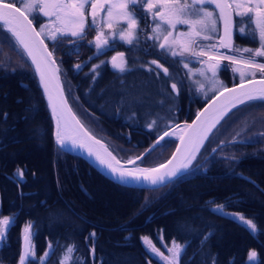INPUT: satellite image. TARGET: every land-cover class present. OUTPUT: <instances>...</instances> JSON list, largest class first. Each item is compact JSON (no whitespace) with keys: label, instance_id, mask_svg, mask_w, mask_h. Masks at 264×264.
<instances>
[{"label":"trees","instance_id":"1","mask_svg":"<svg viewBox=\"0 0 264 264\" xmlns=\"http://www.w3.org/2000/svg\"><path fill=\"white\" fill-rule=\"evenodd\" d=\"M1 51L16 62L0 63V219L11 221L0 243V264H19L20 239L29 222L35 252L27 258L31 264H41L49 245L44 264H60L68 245L76 250L67 264H79L80 259L84 264H156L142 237H149L160 251L175 240L182 246L179 264H213V257L215 264H264V101L233 109L212 130L186 173L158 188L126 187L55 146L32 68L2 27ZM65 53L62 48L61 61L57 54L53 59L67 102L112 153L101 135L138 155L163 131L189 121L218 90L200 95L174 59L156 58L169 69L167 74L156 67L143 72L137 62L114 72L100 55L77 68L76 59H65ZM218 77L224 86L237 81L226 70ZM68 90L87 110L96 132L84 124ZM158 148L150 153L158 158L148 160V166L163 162L172 150L170 144L162 155ZM218 206H224L223 212ZM241 216L252 220L258 231L252 233ZM251 251L257 256L247 261Z\"/></svg>","mask_w":264,"mask_h":264},{"label":"snow or ice","instance_id":"2","mask_svg":"<svg viewBox=\"0 0 264 264\" xmlns=\"http://www.w3.org/2000/svg\"><path fill=\"white\" fill-rule=\"evenodd\" d=\"M141 0H120L119 3L114 2V0H24L23 5L18 7L14 0H0V27H6L7 31L16 38V41L21 45L24 51L29 57H31L32 64L35 66V72L40 77V82L44 88L45 94L48 96L49 105L52 108L53 117L57 115V105L53 103V96L51 90V81H59V76L55 75L59 69H53V75L49 78L46 75V70L52 65L56 64L53 59V51H49L48 46L45 44L42 35L45 32L46 26H42L40 31H36L32 27L35 20L34 15H30L35 12H40L44 16L51 17L55 16L54 21L50 20L49 23L53 25H59L54 27L49 33L48 38L51 40H57V33L60 36L70 35L77 39H83L86 28L90 29L92 25L86 24L85 18V5L91 4L93 17L92 24L96 22V17L98 11L104 10L105 5H107V16L102 18V23L106 24L109 28L114 27L112 20L114 18L113 9H120L116 13L115 18L124 19L127 21V29H119L120 39L128 44H132L133 40L136 38L135 28L137 26V19L133 15V10L129 8V5H137ZM207 5H215V9L219 10V19L224 23V36L219 37V46L222 48H228L230 51H238L243 53H251L247 58L237 57L235 55H225L217 52L211 51V49L216 48V45L207 46L208 51L201 48L199 53H196L191 45L196 42L195 38H201L203 40L213 39L211 33L217 31V17L214 15V10L207 8ZM252 5V6H249ZM198 6V7H197ZM264 0H149L147 4V9L152 12L154 8H159L158 11L153 12V19L159 18L160 23L156 24L153 28V32L157 34L156 37H149V39L158 38L160 34L165 32L162 25L167 24L169 28L176 29L177 25L187 24L188 30L186 32H179L177 37H173L171 31H167L164 35V41L167 43L169 37H173L171 44H179L181 51L177 52L172 50V55H182L185 51H192L194 55H207L209 60H216L215 64H208L207 70L211 72L212 79L211 83L213 88L212 91H216V86H219L220 95L228 93L229 95L225 98L223 104L213 103L209 107L205 108L203 112L197 113L196 120L193 124L186 125V128L191 130V135L185 140L184 136H180L179 139L181 144L186 145L184 149V162L178 168H173L168 170V165H171L174 160L177 159V154L181 153V148L178 146L176 152L173 153L171 159L166 163H161L156 167H131L125 168L123 165L126 163L128 165H136L137 161H143L145 157L150 154L157 145H160L161 141L169 135L167 131L163 135L159 136L156 143L152 147L145 150V153L140 156L130 157L127 161L122 162L114 155L111 151L105 149L107 156L110 158L108 160L97 155L96 159L103 166L108 167L111 172L115 175L119 173V179L124 182L126 179L130 178L135 181H140L141 179L147 182L149 185L155 186L158 184H163L165 178L169 180L176 176L181 169L187 170L189 165L195 159L196 154L199 152L204 141L209 138V134L214 128L232 111V109L237 108L238 105H244L247 101L261 100L264 101V62H257L255 57H264ZM243 9V11H241ZM235 12L236 16H248V19L244 23L248 24L249 29H251L252 23L255 24V29L251 30L248 34L255 36L256 33L259 35L260 46L255 49L244 48L234 49L232 44V13ZM249 13H254L253 16H249ZM245 30L241 29L243 33ZM184 38V39H181ZM166 43H161L160 47L163 49ZM108 44V40L102 39V33H98L96 36V48L100 51L105 45ZM39 54V58H38ZM123 53H118L121 57V64H116L117 57L112 58L113 67L120 68L123 71ZM227 60L233 65H239L240 67H234L232 71L240 73L241 83L238 86L239 91L236 87L228 88L223 85V83L217 79V72L221 70L220 61ZM152 63H156L153 61ZM77 68L80 65L76 66ZM157 67H160L158 64ZM185 67H188L185 64ZM242 69H255L259 70L262 74V78L259 81L255 80H245V71ZM191 71V69H190ZM167 72V69H165ZM201 76H205V71L203 69L199 70ZM205 79H208L205 76ZM259 83L260 88L249 89L246 87L248 84ZM202 87V85H201ZM173 89H176V85L173 84ZM61 97H63V92L61 90ZM62 107L71 113V109L68 108V103L66 99L60 101ZM6 115V114H5ZM72 119L77 125L80 121L76 119L75 115H72ZM155 123V121L153 122ZM195 125V127H193ZM152 125H149L151 128ZM81 131L83 128L81 127ZM84 135L92 140L87 132ZM173 135L175 133L173 132ZM65 135L61 129L60 120H57V132H56V143L61 147L65 144ZM99 144V140L94 141ZM73 146H76V141L73 140ZM81 147L84 145L81 144ZM215 151V149H213ZM89 155H93L91 149H89ZM119 166V167H118ZM163 170V171H162ZM20 177H23V171L18 169ZM224 206H218V210L223 212ZM240 219L251 229L252 233H256L258 228L252 220L246 219L241 216ZM10 218L4 217L0 219V239H3L6 235V231L10 226ZM32 228L31 222H29L24 228V240L26 242V248L20 256V264H31L27 258L31 255L34 257V244L32 243V233L30 229ZM91 236H95L92 233ZM144 243L150 248V250L161 259L165 261V264H179L180 255L182 252V246L176 243L175 240L172 241V247L168 249L171 256H163L158 248L153 244L149 237L141 238ZM161 239L163 236L161 235ZM207 239V237L205 238ZM51 248V245H49ZM75 246L68 245L64 258L61 260L60 264H67L68 261L72 260L71 253L74 252ZM94 252V246H93ZM49 255L48 252L45 253L44 257H41V264H44V259ZM257 256L255 251L249 253V259L253 260ZM79 264H84L83 259H80ZM213 264H215V257H213Z\"/></svg>","mask_w":264,"mask_h":264},{"label":"flooded vegetation","instance_id":"3","mask_svg":"<svg viewBox=\"0 0 264 264\" xmlns=\"http://www.w3.org/2000/svg\"><path fill=\"white\" fill-rule=\"evenodd\" d=\"M149 0H141V2H139L136 6L135 9H138V13L136 12V10L133 9V5H129V8L133 10V15L134 17L137 19V26L135 28V34H136V40H140L145 44L144 47H146V50L148 48V52H144L147 53L146 55H151L153 58H159L158 54H150V47H151V40L149 39V37H156L157 34L153 32V28L156 26V24L160 23L159 18H156L155 20L153 19V12L158 11L159 8H154L152 10V12H149L147 9V4H148ZM18 7L21 6V1H15L14 2ZM252 6V5H249ZM198 7V6H197ZM207 8H209L210 10H214V15L218 18L217 19V31L211 33L213 39L211 40H203L201 38H195L196 42L194 44L191 45L192 49L196 52L199 53L201 48H203L205 51H208L207 46L209 45H216V48L211 49V51L213 52H217L220 54H225V55H229V54H235L238 56H243V57H249L251 55V53H243V52H238V51H230L228 48H222L219 46V37L224 36V23L222 20L219 19V10L215 9V5H207ZM264 7V6H261ZM107 10V5H105L104 10L98 11L97 13V20H96V28L95 31L92 33V36L90 38L84 39V41H82V39H79L82 43V51L80 52L78 59H81V61L76 64V65H82V67H85L88 65V60L91 58L92 55L95 56H102V62L108 66L112 71L114 72H120V68L115 69V67H112L111 65V57L117 56L118 58L120 56H118V53H123V69L124 66L128 65L129 62H140L141 65H143V57H134L132 56L131 53V49L134 45V40L132 44H128L125 41L120 39V35H119V29H127L128 28V24L126 20H122V21H118L119 19H115L112 20V23L114 25V27L109 28L107 25L103 24L102 18H106V16H104V11ZM241 11H243V9H241ZM30 15H34L35 16V20L33 22V25L35 26V28L37 29V31L39 32V26L41 25V23L45 20V18H48L46 16H44L42 13L39 14V12H35L32 13ZM249 16H253L254 17V13H249ZM53 16H51L50 18H52ZM248 19V16H236L235 12L232 13V44L234 46V49H244V48H251V49H255L258 48L260 46V40H259V35L258 33L255 34V36L248 34L251 30L255 29V24L252 23L251 25V29H249L248 24L244 23L245 20ZM153 26V27H152ZM188 25L187 24H183V25H177L176 29H171L168 27L167 24L162 25V28L164 30H166L165 32H163L162 34H160L158 36V38H155V41H158V47L156 48L157 50L155 52H160L161 47L160 44L161 43H165L164 41V35L166 34L167 31H171L174 32L175 36L173 37H177L179 32H186L188 30ZM241 29H244L245 31L242 33ZM98 33H102V39H107L108 40V44L105 45L100 51L97 50L96 48V36ZM86 36V35H85ZM42 37L46 40L47 38H45L43 35ZM154 39V38H153ZM184 39V38H181ZM170 40V37H169ZM151 42V43H150ZM154 50V49H153ZM181 51V49L177 50V52ZM92 52V54H90ZM134 53H136V51H134ZM87 54H90V56H87ZM110 57V58H109ZM146 57V56H145ZM174 59H176L175 61L177 62L179 67H183V63H187L189 60V65L193 67L194 62L197 63H208V62H212L213 64L216 63V61L214 60H209L207 55H194L192 51H185L183 52L182 55H176L175 57H173ZM256 58V57H255ZM260 58H264V57H260ZM110 60V61H109ZM118 61V59H117ZM121 64V61L119 60L118 62H116V64ZM199 63V64H200ZM198 65V64H197ZM227 70V68L223 67L221 65V70L218 71L219 73H223V71Z\"/></svg>","mask_w":264,"mask_h":264},{"label":"rangeland","instance_id":"4","mask_svg":"<svg viewBox=\"0 0 264 264\" xmlns=\"http://www.w3.org/2000/svg\"><path fill=\"white\" fill-rule=\"evenodd\" d=\"M15 1H18V0H14V2ZM21 1V6L23 5V2H24V0H20ZM114 2H116V3H119L120 2V0H114ZM137 6L136 5H133V9L134 10H136V12L138 13V10H139V8L138 9H135ZM120 11V9H117V8H114L113 9V13H114V18H113V20H115V19H117V18H115V15H116V13H118ZM140 11V10H139ZM91 12H92V8H91V4L89 3V4H86L85 5V18H86V24L87 25H92L91 26V28L90 29H87L86 28V30H85V33H84V38L82 39V41H84V39H87V38H90L91 36H92V33L95 31V28H96V22H95V24L93 25L92 24V21H93V17L91 16ZM39 14H40V12H39ZM104 16H107V11L105 10L104 11ZM47 17V16H46ZM97 18V17H96ZM56 19V17L53 15V17L52 18H50V17H48V18H45V20L41 23V25L39 26V30L41 29V27L42 26H46V28H45V32H44V34H43V36L45 37V38H47L46 40H48V43L49 44H51L50 46V49L53 51V53L54 54H57V58H58V60H60L61 61V59H62V56H61V49L62 48H65V55L63 54V57H65V59L66 58H69V57H72L73 59H76V61H73V62H76L75 64H77V62H78V53L79 52H81L82 50V42L79 40V39H77V38H74V37H72V36H70V35H67V36H60L58 33H57V37H58V39L57 40H51V39H49L48 38V33L54 28V27H57V26H59V25H53V24H51V23H49V21L50 20H52V21H54ZM97 20V19H96ZM123 19H119L118 21L120 22V21H122ZM106 25V24H105ZM153 27V26H152ZM4 30H5V28L4 27H2ZM174 30V29H173ZM6 31V30H5ZM7 32V31H6ZM8 33V32H7ZM173 33V36H175V34H174V32H172ZM9 34V33H8ZM86 35V36H85ZM9 36H10V34H9ZM11 37V36H10ZM43 38V37H42ZM44 39V38H43ZM172 39H173V37H170V40L166 43V46H165V48H161L160 49V52H155L157 49V47H158V41H155V38L154 39H152L151 40V47H150V54H158V57L159 58H161V59H163V60H168V59H171V60H173L174 58L173 57H175V56H173L172 55V50H175V51H177V50H179V49H181L180 48V45L179 44H171V41H172ZM45 40V39H44ZM48 44V45H49ZM145 46V44L141 41V39L140 40H134V45H133V47H132V49H131V53H132V56H134V57H143L144 58V60L142 61L143 62V66L142 67H139V68H141V69H139V70H141V71H143V72H146V73H150L151 71H156V69H155V67L156 68H158L157 69V72L159 73V71H163V73L164 74H167V72L165 73V67L163 66V65H161L160 63H158L157 62V57L156 58H153L151 55H146L147 53H144V52H148V48H147V50H146V47H144ZM160 47V46H159ZM154 49V50H153ZM134 51H136V53H134ZM229 55H235V54H229ZM2 56V58L5 56V58H3L2 60H0V63H2V64H8V63H10L11 61H10V58H9V56H7L5 53H3V51H1L0 52V57ZM146 56V57H145ZM235 56H237V57H241V56H238V55H235ZM117 57V56H116ZM243 57V56H242ZM110 58V57H109ZM112 58L113 57H111L110 59L112 60ZM245 58H247V57H245ZM117 59H118V61L120 60L121 61V57H117ZM256 59V61L257 62H264V58H260V57H256L255 58ZM174 60H176V59H174ZM3 61V62H2ZM14 61L16 62V60L14 59L12 62H11V64L13 63L14 64ZM110 61V60H109ZM117 60H116V62H118ZM153 61H156V63H152ZM214 61H216V60H214ZM135 62V61H134ZM133 63V62H132ZM137 63H139L140 64V62H137ZM175 63H176V65H178L177 64V62L175 61ZM200 63V62H199ZM197 63V62H194V64H193V67L194 68H192L190 65H189V60H188V62L187 63H183V70L186 72V74L188 75V77L191 79V83H193L194 85V88L193 89H198L197 91L200 93V95H206L207 93H210L212 90H210V89H212L213 88V84L210 82L211 81V79H212V74H211V72L210 71H208L207 70V65L208 64H213L212 62H206V63ZM220 63H221V65L223 66V67H225V68H227V72L229 73V75H230V78L232 79V80H237V81H241V79H240V73L239 72H233L232 71V69L234 68V67H240L239 65H233V64H231L229 61H227V60H222V61H220ZM118 64V63H117ZM160 65V67H157V65ZM185 64H187L188 65V67H185ZM198 64V65H197ZM4 65H2V66H4ZM119 65V64H118ZM141 65V64H140ZM77 66V65H76ZM75 66V67H76ZM151 66H153V69H151L152 67ZM4 68L5 69H7L5 66H4ZM137 69V70H138ZM146 69V70H145ZM166 69H167V71L169 70L167 67H166ZM190 69H191V71H190ZM201 69H203L204 71H205V76H207L208 77V79H205V76H201L200 74H199V70H201ZM243 71H245V73H246V75H245V77H244V79L245 78H249V77H262V74L259 72V70H255V69H242ZM133 70L132 69H130V70H125L123 73H126V74H128V73H131ZM122 73V74H123ZM217 79H219V77H218V72H217V77H216ZM221 82H222V80L221 79H219ZM201 85H202V87H201ZM64 87H67V89L69 88V85L68 84H65V86ZM171 88L173 89V86L171 85ZM217 89H219V86H216V90ZM174 90V89H173ZM195 91V90H194ZM193 91V92H194ZM64 93V92H63ZM64 95H65V93H64ZM66 95H67V93H66ZM67 97L68 98H70L71 99V101H72V105L74 106V108H75V110L77 111V113H78V115L80 116V118L81 119H83L84 120V124H86L87 125V128L88 129H91L92 131H95L96 132V130L94 129V128H96V125H95V123H93V121H92V119H91V117L89 116V114L87 113V110H84L82 107H81V105H79L78 103H76V100H74V99H72L71 97H70V90H68V95H67ZM69 104V103H68ZM71 108V107H70ZM72 110V109H71ZM73 111V110H72ZM74 113V112H73ZM76 113V112H75ZM74 113V114H75ZM75 116H76V114H75ZM77 117V116H76ZM77 119H78V117H77ZM79 120V119H78ZM81 123V122H80ZM82 124V123H81ZM83 125V124H82ZM178 127H180V126H178ZM178 127H176V128H178ZM85 128V127H84ZM175 128V129H176ZM86 129V128H85ZM87 130V129H86ZM88 131V130H87ZM89 132V131H88ZM90 133V132H89ZM92 134V133H91ZM98 134H100V133H98ZM93 135V134H92ZM101 135V134H100ZM103 138H105V140H106V142H108V144L111 146V147H113V149H114V151L115 152H113L116 156H117V158L119 159V160H121L122 162H124V161H127L130 157H136V156H138L141 152H139L138 153V155H136V154H134V153H131L130 152V150L126 147V145H124V144H122V143H120V142H116V141H112L111 139H108V137H104V134L103 135H101ZM96 137V136H95ZM177 137V136H176ZM176 137L175 136H171V135H168L167 137H165V139L163 140V141H161V143L162 144H165L164 146L166 147V149H160V145H157V147H159L158 149L159 150H162V155L163 154H165L166 153V151H167V149L169 148V146H170V144H171V148L173 149V147H174V145H175V141H176ZM98 138V137H97ZM107 138V139H106ZM100 139V138H99ZM161 144V145H162ZM173 146V147H172ZM216 148H217V146H216ZM215 148V149H216ZM172 151V150H171ZM168 152H170V151H168ZM213 152V151H212ZM211 152V153H212ZM171 153V152H170ZM162 155H160V156H162ZM156 158H158V157H152V154H149V155H147L146 157H145V159L143 160V161H137V163H136V165H133V166H131V167H136V166H140V167H155L156 165H154V166H148L147 165V162H148V160H151V161H154ZM194 161H195V159H194ZM194 161L192 162V164L190 165V168H191V166L193 165V163H194ZM131 167H129V168H131ZM165 185V184H164ZM162 186V185H161ZM160 187V186H159ZM155 188H158V187H155ZM144 189H146V188H144ZM153 189V188H152ZM241 222V221H240ZM240 222H239V224H240ZM242 224H244L243 222H241ZM242 224H240V225H242ZM243 226V225H242ZM245 226V225H244ZM143 245H146L145 243H144V241H143ZM160 251V250H159ZM148 252L151 254V256L153 257V259L154 260H156V264H165V261L163 260V259H161V256H158V255H156L155 253H153L151 250H148ZM161 252V254L163 255V256H171V253L168 251V249L167 250H165V251H160ZM250 253V252H249ZM249 253H248V255H247V257H246V260L247 261H252V260H250L249 259ZM150 264H152V263H150Z\"/></svg>","mask_w":264,"mask_h":264},{"label":"water","instance_id":"5","mask_svg":"<svg viewBox=\"0 0 264 264\" xmlns=\"http://www.w3.org/2000/svg\"><path fill=\"white\" fill-rule=\"evenodd\" d=\"M0 24H2V22H0ZM32 27H34V26L32 25ZM4 28L7 31V28L6 27H4ZM8 33L10 34V36L12 37V39L16 42V44L19 46V48L22 50L23 54L27 58L29 64L31 65V68H32V70H33V72L35 74V77H36V79L38 81V84H39L40 91H41V93H42V95L44 97V100L46 102V105H47V108H48V111H49V116H50L51 125H52V132H51L52 140H53L54 144L59 149H61L64 152H67V153H70V154H73V155H76V156L80 157L88 165H90L94 170H96L97 172H99L101 175H103L108 180H110V181H112V182H114L116 184H119L121 186L132 187V188H141V189L146 188V189H150V188L159 187L161 185H164V184L170 182L174 178H176V177H178V176L186 173L189 170L190 165L192 163L189 165V167H188L187 170L181 169V171H179L177 173V175L174 176V177H172L170 180L168 178H165V182L163 184H158V185H155V186L149 185L147 182L143 181L142 179L140 181H135V180H132V179L128 178L124 182H121L120 179H119V173H116L114 175L108 167L101 165L99 163V161L96 159V156L97 155L101 156L102 158H104L106 160L110 159L107 156V153L105 151V149H107L108 151H110L108 149V147L106 146V144L102 140H100L99 138H97L94 135H92L91 133H89L84 128V126L81 123L79 125H77L76 122L72 119V115H74V113L72 112V110H71V113H69L66 109H64L62 107L60 101L62 99H65V96H64V93H63V97H61V95H60L61 90H62L60 78H59V81H56V80H52L51 81V90H52V96H53V103H55L57 105V115H56L55 118L53 117V112H52V108L49 105L48 96L44 92V88H43V86H42V84L40 82L39 75L35 72V66L32 64L31 57H29L27 55V53L24 51L23 47L21 45H19V43L16 41V38L13 37L10 32H8ZM38 58H39V54H38ZM112 66H113V61H112ZM55 68H57L56 64L52 65L50 68H48L46 70V75L49 78H51V76L53 75V69H55ZM115 68H117V67H115ZM55 75L59 76L58 75V72H55ZM261 78L262 77H253V78L246 79V81L247 80L259 81ZM240 83H241V81L240 82L233 83V84H231L229 86H226V87H228V88L236 87L237 90L239 91L240 89H239L238 86L240 85ZM246 87L249 88V89H252V88L258 89V88L261 87V85L259 83H255V84H248V85H246ZM62 92H63V90H62ZM219 93H220V90H218L208 100H206L205 103L202 104V106L195 112V114L192 116V118L189 121L180 122V123L175 124V125H173L170 128H168V129L165 130V131H167L169 133L171 130L175 129L178 126H182L183 127V129L181 130L180 134L176 137V142H175V145H174L171 153L166 158V160H164L163 162H161V163H166L169 159L172 158L173 153L176 152L177 147L179 146L181 148V153L177 154V159L174 160L171 165H168V170H171L173 168H178L184 162V149H185L186 145L181 144V141H180L179 137L180 136H184L185 137V140L187 141V139L189 138V136L192 134L191 133V130H189V129L186 128V125L193 124V121L196 120L197 113L203 112L205 108L209 107V105H211L213 103L223 104L225 102V98L229 95L228 93H224L223 95H220ZM238 106H240V105H238ZM68 108H70L69 105H68ZM76 119H77V117H76ZM57 120H60L61 127L63 128L64 132L67 134V137H68V146L61 147L60 145H58L56 143ZM81 127L83 128V131H81ZM193 127H195V125ZM84 132H87L90 136H92L93 139L92 140H89L88 137L84 135ZM164 132H162L159 136L163 135ZM159 136L155 140H153L138 156H140L141 154L145 153V150L146 149L152 147V145H154L156 143V141L159 138ZM73 140L76 141V146L75 147L73 146ZM95 140H99L100 143L99 144H96L94 142ZM205 142H206V140L204 141V143ZM232 142H240V141L234 140ZM204 143H203V145H204ZM81 144H83L84 146L81 147L80 146ZM203 145L201 146V148L203 147ZM219 145H221L220 142L216 146H219ZM216 146H214L209 151V154L213 151V149L216 148ZM201 148H200V150H201ZM89 149H91L93 155H89ZM197 154H196V156H197ZM158 165H156V166H158ZM123 166L125 168H129V167H131L133 165H128V164L125 163ZM240 224H242V223L240 222ZM242 225L244 226V224H242ZM1 240L2 239H0V242H1ZM25 248H26V242L24 240V235H23L21 237V239H20L19 263H20V256L24 252ZM46 252L50 253V248L49 247H47ZM48 256L45 257L44 261L48 258Z\"/></svg>","mask_w":264,"mask_h":264},{"label":"bare ground","instance_id":"6","mask_svg":"<svg viewBox=\"0 0 264 264\" xmlns=\"http://www.w3.org/2000/svg\"><path fill=\"white\" fill-rule=\"evenodd\" d=\"M111 65H112V61H111ZM61 129H62V131L64 132V130H63V128L61 127ZM183 129V127L182 126H180V127H178V128H176V129H173V130H171L170 132H169V135H171V136H178L179 134H180V132H181V130ZM173 132L175 133V135H173ZM64 135H65V144H64V146H68V137H67V134L64 132Z\"/></svg>","mask_w":264,"mask_h":264}]
</instances>
